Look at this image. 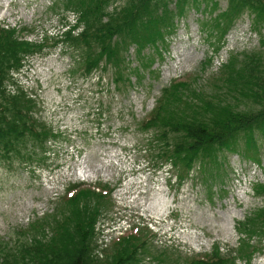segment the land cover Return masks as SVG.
<instances>
[{"label":"rangeland","instance_id":"rangeland-1","mask_svg":"<svg viewBox=\"0 0 264 264\" xmlns=\"http://www.w3.org/2000/svg\"><path fill=\"white\" fill-rule=\"evenodd\" d=\"M55 2L0 0V27H15L30 41L54 34L64 15ZM226 2L202 0L198 9L188 7L172 33L144 55L132 46L117 77L110 69L84 74L76 52L60 47L25 59L14 75L17 84L36 100V116L70 141L53 147L48 167L0 162V239L30 235V224L74 206L68 188L98 186L107 190L90 201L101 207L98 242L117 230L118 219L129 224L127 231L113 232L116 238L105 249L110 256L123 240L138 237L135 242L144 239L145 245L133 264H195L214 253L228 255L229 264H264V233L241 244L234 228L264 201L253 192L263 178L264 140L259 137L257 160L223 151L218 170L206 166L203 173L195 164L178 177L179 166L153 163L151 139L152 146L158 143L140 123L163 87L194 79L208 94L230 55L257 51L264 57V23H253L252 13L242 11L222 36L211 25L209 18Z\"/></svg>","mask_w":264,"mask_h":264},{"label":"trees","instance_id":"trees-1","mask_svg":"<svg viewBox=\"0 0 264 264\" xmlns=\"http://www.w3.org/2000/svg\"><path fill=\"white\" fill-rule=\"evenodd\" d=\"M201 1L56 0L55 5H61L64 15L54 34L30 41L15 27H0V162L16 159L26 165L34 163L31 166L36 168L48 167L53 147L70 141L62 131L36 116V100L17 84L14 74L22 69L25 59L60 47L76 52L74 60L81 64L84 74L110 69L117 77L122 75L132 46L136 55H144L146 47L164 41L172 33L176 19L188 7L198 9ZM226 1L225 8L209 18L219 36L244 10L252 13L253 23H264V0ZM215 7L213 3L212 9ZM67 14L73 16L72 20ZM196 82L193 79L163 87L153 111L140 122L152 131L158 143L152 146L151 139L148 151L153 163L179 166L178 177H184L195 164L203 173L207 172L206 166L218 170L223 151L257 160L259 137L264 140L263 54L251 51L240 57L230 55L211 81L208 94ZM10 85L15 89H9ZM243 102L248 108L241 110L238 103ZM262 176V181L253 185V192L264 198V170ZM105 191L98 186L68 188L74 206L70 204L67 211L30 224V235L0 239V264H133L137 250L145 245L144 239L123 240L111 256L106 247L101 248V255L97 251L95 224L101 207L90 201ZM234 228L241 244L253 236L262 237L264 201L235 222ZM229 263L228 255L214 253L195 264Z\"/></svg>","mask_w":264,"mask_h":264}]
</instances>
